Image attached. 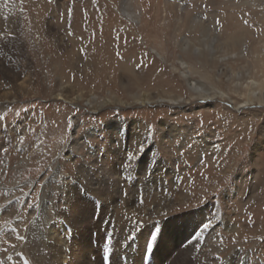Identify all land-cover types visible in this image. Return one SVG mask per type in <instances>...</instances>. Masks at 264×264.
Returning a JSON list of instances; mask_svg holds the SVG:
<instances>
[{"label": "rangeland", "instance_id": "1", "mask_svg": "<svg viewBox=\"0 0 264 264\" xmlns=\"http://www.w3.org/2000/svg\"><path fill=\"white\" fill-rule=\"evenodd\" d=\"M0 8V38H6L0 40L1 59L7 69L16 62L21 82L30 73L34 78L33 92L0 103V154L7 161L0 172V208L6 204L8 189L9 197L24 205L22 218L30 223L28 214L43 195L52 189L61 194L60 178L78 181L79 188L88 186L89 179L80 175L84 168L99 183L102 167L97 156L107 150L112 154L125 140V158L131 148L148 140L149 156L168 162L172 174L144 196L134 191L131 198H136V205L119 202L125 220L135 210L130 207L144 212L168 198L173 205L164 218L208 207L212 221L219 213L230 220V231L215 226L211 233L219 231L222 244L217 257L240 252L251 264H264V103H244L246 85L257 81L262 86L264 81V0H0ZM24 62H29L30 70H22ZM182 62L196 69L195 81L204 82L212 94L216 89L214 98L195 95L181 75ZM61 82L65 100L58 97ZM12 88L0 79V96ZM143 93L150 95V103L135 102ZM80 94L83 98L77 100ZM93 98L114 102L93 107L88 104ZM111 123L124 128V139L112 132ZM14 126L23 140L20 148L8 138ZM92 129L95 134L88 136ZM24 160L27 166L20 184L10 190V174ZM127 176L118 174L115 187ZM85 201L92 199L77 200L67 208V216H89L92 205ZM105 212L108 209L100 205L94 217L97 225L85 228L94 248L85 261L116 264L119 259L125 264L121 255L132 254L130 237L117 232L116 218L121 214L105 216ZM203 219V215L195 218V235L181 240L178 251L195 244H207L208 249L213 243L210 224L205 227ZM12 221L3 215L0 230L4 225L11 228ZM164 227L156 236L161 252ZM80 234L84 236V227L75 239ZM19 236L0 239V248H6L1 255L4 264L15 262L12 252H5L15 249L17 241L21 244ZM22 251L17 252L22 258L19 264H31L28 250ZM174 252L168 261L177 258ZM148 254L145 260H150ZM45 258L40 264H47L49 253ZM136 258H143L141 250ZM81 260L75 258L73 264Z\"/></svg>", "mask_w": 264, "mask_h": 264}, {"label": "bare ground", "instance_id": "2", "mask_svg": "<svg viewBox=\"0 0 264 264\" xmlns=\"http://www.w3.org/2000/svg\"><path fill=\"white\" fill-rule=\"evenodd\" d=\"M16 17L17 16L15 15V18ZM1 38L0 40L6 39V38H2V39ZM3 44L6 45V41L3 42ZM189 44H190L189 42H186V46L187 45L189 46ZM214 44L215 43L213 42V45ZM213 45L212 48L210 49L212 50V52H215L216 50L214 49ZM11 63H12L11 69H7L6 61H3L0 56V79L2 81L3 80L7 81L11 85H13L12 88L13 90H11L10 93L6 92L4 93L3 96H0V103H4V104L12 100L15 101L21 96L30 94L31 92L34 91V89L32 88L34 78L31 75V73L28 76H26L27 78L26 80L21 82L19 79L20 75L17 72L18 65L16 64V62L15 63L11 62ZM21 66L23 71L30 70L29 62L21 63ZM196 73H197L196 69H192L189 64H187L186 62L181 63V75L188 81V85L190 89L193 92H195V95L201 98H208V99L214 98L217 95L216 89L215 92L212 94L211 90H208L207 85L204 82L195 81L193 79V75H195ZM238 80H240V77ZM235 86L237 89L239 88L238 87L239 85L236 84ZM68 87H71V84H69ZM65 89H66L65 85L61 82V87L59 89V95H58L60 100L63 99L65 100L66 98V96L64 95ZM245 90L246 91L244 97L247 99L244 102L245 104L264 103V81L262 83V86L260 85L259 82L253 81L252 83L246 85ZM76 98L77 100H81L83 98V95L80 94V96ZM134 100L136 103H141L142 105H145L150 103L151 98L150 95L143 93L138 97L136 96ZM179 100L180 99L178 98L177 101L175 102H178ZM110 102L113 103L114 101L109 99L106 101L99 102V100H97L96 98H93V101L88 100V104L93 107H96L97 105L101 107L102 105H105ZM110 128L112 132H118V134H120L123 139L125 138L124 128H120L118 125H115V123H111ZM95 132L96 130L92 129L91 131L88 132V136L95 134ZM2 135L3 133H1V136ZM9 135H10L8 136L9 141L15 144L17 148H20V145L22 144L23 140L20 137L19 128L16 126L11 127ZM123 141L125 142V140ZM122 143L120 142L119 148L115 149V151L113 150L114 152L112 154L108 153L107 150L104 152L103 155L97 156L99 159L100 166L102 167L101 173L99 175L100 176L99 183H97V181L95 180L94 175L92 173H89L88 169L84 170V168L81 169L80 175L81 177L89 179L90 184L88 186L90 187L88 186L81 187L79 185L80 186L79 188L77 184L78 181L73 180V183H69L68 180L64 178H60L57 188L58 190H60L59 193L61 194L58 196L56 193L57 190L55 191L52 189L48 194L43 195L40 199V202L37 205H33V208L28 214L31 216V218L29 219L31 221L30 223L28 222V219L25 220L22 218V216H25L23 210L24 205L16 203L15 197L14 199L9 197L8 195L9 190L7 189L6 204L3 207L1 206L0 208V221H1V217L7 214L9 215V217L13 218V221L11 222V224H9L13 226L10 228L7 225L9 228H6V226L3 224L4 226L0 230V239H2L4 236L7 235H9L11 238H16L18 235L22 236V240L19 239L21 241V244L18 243V241L16 240L17 242L15 249L10 250L11 249L10 248L9 250H7V252H5V253L12 252L11 259L15 261L13 264H19V262H21L22 258L19 256L17 252L21 251L22 249H24V251L28 250L27 252H29L30 254L29 261L31 264H36V263L40 264L42 263L43 259H44L43 262L44 261L46 262L45 257L48 253H49V258H47V264H73L75 258H77V260L78 259L81 260L83 258L80 264H94L92 262L91 263L86 262L88 258L92 257L94 248L92 246L93 241L89 236V232L85 231V228L87 226L89 227V229H92L97 225V223L95 222L96 218L94 217L98 214L97 213L98 208L100 205L102 206V204L104 205V209L105 210L108 209L109 211V212H105V216L110 212L111 213L114 212L117 217H118V213L121 214L119 219L116 218V221L119 222V224H116L118 230L117 232H119L120 235L126 232V234L130 237L129 244L132 254L130 256L127 254V256H125L124 255L125 253L124 254L122 253L121 255L124 256V258L126 259L125 264H251V259L248 256L241 254L240 252H235L226 259L217 257L218 255L221 254L219 247L222 243L220 242L221 240H219L220 239L219 231L212 235L211 233L215 231L216 228L215 226H221L225 228V230L227 231L231 230L230 220L227 221L226 220L227 216L223 213L222 214L219 213L220 210L218 211L220 215L217 216L218 218L215 219V221H212L209 218L210 215L208 216V211H210L211 209L208 207L204 208V210L202 211L199 210L196 212L184 213L180 216L177 215L172 219L170 217L164 218L165 215H167L168 212L172 210L173 203H171L172 201L171 198H168L165 200L164 199L161 200L160 203L157 202V204L154 205L152 204L153 206H151L148 210H144V212L141 209H139L138 206L130 207V209H135V210L132 212V214L131 213L127 214L125 220L124 215L122 216L123 210H121V212H119L118 210L120 209V206H122L119 202L122 203L129 202L128 206L136 205L135 201H133L136 198H131V194H133L134 191L136 192L138 189L139 194L140 195L142 194V196H144V194L147 193V191L150 192L154 191L155 185H157V183H159L160 181L164 185L163 181L164 180L167 181L166 177L172 174V172L168 167L169 165L168 162L160 161V159L158 160L157 159L158 157L156 156L154 157L149 156L148 150L146 151V147L148 149L151 143L149 144L148 140L145 142V144L144 143L142 144L143 150L140 151L138 157L137 156L134 157L133 163L131 165H129L125 160V158L123 157L122 150L124 146ZM80 144L84 145L83 143ZM4 155L5 154L3 153L0 154V163H1L0 172L4 170L5 167L7 166V161H5ZM9 161H11V159ZM26 166H27V160H24L18 163V165L12 170L10 174V185L12 186V189L10 190H13L15 188L13 186H15L16 184L17 185L20 184V183L18 184L20 175L22 170ZM121 166L123 170L125 169L124 172H126V175H128L127 177L129 178L127 179L129 180L122 179L121 186L120 184H118V187H115L116 184L115 177L120 173H124L123 171H121V169L120 171H118L119 167L121 168ZM6 175L8 174L6 173ZM65 180H66L65 186L62 187L61 184H64L63 182ZM176 182L177 180L176 178H174L173 183ZM124 190H126V192ZM125 193L128 194L130 196L129 198H131L132 200L131 199L126 200ZM237 193L238 192H236V195ZM84 197L92 199L93 203L91 201L89 202L85 201L86 204L92 205V210L91 208L89 209L90 215L89 216H87L86 214L73 215V219L69 218L67 216L68 213L67 208L70 207L71 205H75L74 203L77 200L84 199ZM230 197H232V194L230 195ZM63 203H66L65 207L61 208L60 205ZM100 213H102V211ZM136 213L141 216L140 219L136 216ZM201 215H203L204 217L203 219L204 225L210 224L211 232L209 235L213 243L210 244L209 248L207 247L208 249H206L207 244H205L206 246H203V244L200 246L195 244L193 248L189 247L188 249L185 250L182 249L178 251L179 250L178 243L181 240L183 242L184 238L188 239L192 233H193L192 236L195 235L194 233L195 218L196 217L199 218V216ZM102 217H104V213H102ZM146 221H149V223L146 224L145 226ZM163 226H165L164 227L165 232L163 234L164 236V240L162 244L163 251L161 252L162 249L160 250V244L157 242L156 236H158L157 234L159 232L158 231L159 227L161 229ZM83 227L85 233L84 236L82 237V235L80 234V239L79 237L75 239L74 235L77 233V230L80 232L82 231ZM39 230L41 231L40 234H39ZM148 239L149 241L153 240V242L151 244H148L149 242H146ZM2 240H4V238ZM5 244H7V241ZM184 246H186V244ZM3 249L0 248V264H4V260L1 257V255L4 254ZM139 250H141L143 253L142 259L136 258ZM24 251L22 252L24 253ZM45 251L48 252L46 253V255L44 254ZM174 251L176 252L178 251L177 252L178 255L176 256L177 258L174 261H168L171 253H173ZM147 252H149L148 257H150V260H145L146 259L145 255ZM121 263L122 260L120 261L118 259V262L116 264H121ZM9 264H12V262L11 263L9 262Z\"/></svg>", "mask_w": 264, "mask_h": 264}, {"label": "snow or ice", "instance_id": "3", "mask_svg": "<svg viewBox=\"0 0 264 264\" xmlns=\"http://www.w3.org/2000/svg\"><path fill=\"white\" fill-rule=\"evenodd\" d=\"M142 150V144H140L138 147L136 148H131L129 150L128 153H126L125 155V160L127 161V163L129 165H131L133 163V156L136 154L137 151H141ZM205 227H207V225H205Z\"/></svg>", "mask_w": 264, "mask_h": 264}]
</instances>
